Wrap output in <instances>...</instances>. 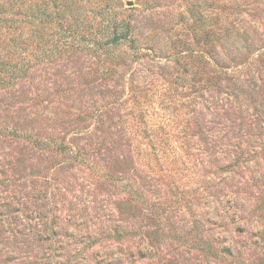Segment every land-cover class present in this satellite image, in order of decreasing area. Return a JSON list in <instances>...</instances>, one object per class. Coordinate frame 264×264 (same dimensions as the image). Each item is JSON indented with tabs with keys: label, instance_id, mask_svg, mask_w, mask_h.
Listing matches in <instances>:
<instances>
[{
	"label": "rangeland",
	"instance_id": "obj_1",
	"mask_svg": "<svg viewBox=\"0 0 264 264\" xmlns=\"http://www.w3.org/2000/svg\"><path fill=\"white\" fill-rule=\"evenodd\" d=\"M0 264H264V0H0Z\"/></svg>",
	"mask_w": 264,
	"mask_h": 264
},
{
	"label": "trees",
	"instance_id": "obj_2",
	"mask_svg": "<svg viewBox=\"0 0 264 264\" xmlns=\"http://www.w3.org/2000/svg\"><path fill=\"white\" fill-rule=\"evenodd\" d=\"M54 11H57V10H55V9H52V10H49V9H47V12H46V15L45 16H47L49 19L51 18V17H53L54 15H56L57 17H62V16H64L65 15V11H63L62 9L61 10H59L57 13L58 14H55V12Z\"/></svg>",
	"mask_w": 264,
	"mask_h": 264
}]
</instances>
